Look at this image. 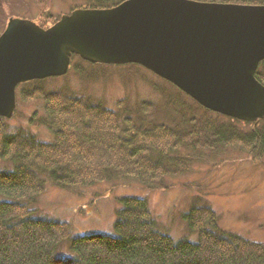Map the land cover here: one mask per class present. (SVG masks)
<instances>
[{"label":"trees","instance_id":"1","mask_svg":"<svg viewBox=\"0 0 264 264\" xmlns=\"http://www.w3.org/2000/svg\"><path fill=\"white\" fill-rule=\"evenodd\" d=\"M124 1L86 0L76 9H109ZM190 1L264 6V0ZM31 21L44 28L40 18ZM255 78L264 86V61ZM172 87L177 94L165 96L168 118L162 120L160 108L145 101H119L110 110L84 97L44 94L39 87L20 92L23 100H42L43 116L33 115L29 127L45 126L52 136L44 142L25 128L9 132L0 118V160L13 166L0 171V264H264V245L222 230L208 205H194L182 216L193 242L161 232L147 202L136 197L118 200L112 235L69 239L67 223L33 216L46 185L75 193L121 181L166 191L172 180L222 149L264 156V121L253 125L214 114ZM60 248H67L68 257L58 256Z\"/></svg>","mask_w":264,"mask_h":264},{"label":"water","instance_id":"2","mask_svg":"<svg viewBox=\"0 0 264 264\" xmlns=\"http://www.w3.org/2000/svg\"><path fill=\"white\" fill-rule=\"evenodd\" d=\"M91 65H137L203 109L256 125L264 121V6L190 0H125L75 9L48 29L11 17L0 34V118L16 88L65 76L72 57Z\"/></svg>","mask_w":264,"mask_h":264},{"label":"rangeland","instance_id":"3","mask_svg":"<svg viewBox=\"0 0 264 264\" xmlns=\"http://www.w3.org/2000/svg\"><path fill=\"white\" fill-rule=\"evenodd\" d=\"M85 3L86 0H0V34L11 17L40 18L43 29H48L62 15ZM36 87L44 94L57 91L66 96L84 97L110 110L116 109L117 103L123 100L129 106L150 102L160 108L161 120L168 118L165 96L177 94L169 83L140 66L89 65L74 58L65 76L16 88L15 113L12 119L6 120L8 131L25 128L44 142L51 140L49 129L38 124L28 125L33 115L43 116L42 100L20 98L22 90L31 91ZM12 167L0 160V171H10ZM122 197L144 199L158 229L174 241L195 240L188 234L182 216L194 205H208L217 214L222 230L264 245V156L254 159L233 147L208 156L202 164H194L186 174L172 180V186L166 191H147L132 182L121 181L102 183L75 193L46 185L36 199L33 216L67 223L71 228L69 239L90 234L112 235L118 200ZM68 255L67 248H60L59 257Z\"/></svg>","mask_w":264,"mask_h":264}]
</instances>
